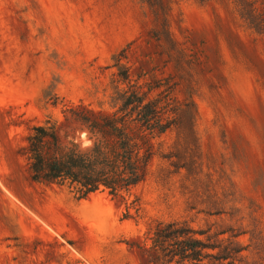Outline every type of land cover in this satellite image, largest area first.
<instances>
[{"label":"rangeland","instance_id":"374dc122","mask_svg":"<svg viewBox=\"0 0 264 264\" xmlns=\"http://www.w3.org/2000/svg\"><path fill=\"white\" fill-rule=\"evenodd\" d=\"M163 2L168 62L147 0H0V264H140L126 241L156 220L264 264V0ZM127 67L171 77L180 108L194 103L156 138L146 180L125 201L30 181L29 128L65 103L113 110Z\"/></svg>","mask_w":264,"mask_h":264},{"label":"trees","instance_id":"16d2710c","mask_svg":"<svg viewBox=\"0 0 264 264\" xmlns=\"http://www.w3.org/2000/svg\"><path fill=\"white\" fill-rule=\"evenodd\" d=\"M147 3L159 24L152 37L168 44V62L175 43L170 37L167 5L163 0ZM126 58L127 47L116 60ZM116 75L125 88L113 110L95 109L83 102L65 103L60 117L29 128L18 154L26 160L30 181L67 186L80 197L106 191L125 201L146 180L158 151L156 138L177 126L179 112L191 113L194 103L189 98L180 108L171 77L158 78L154 72L140 69L133 79L129 67ZM135 202H129L127 216L130 207L137 212ZM203 234L183 222L156 220L143 238L133 237L126 244L130 250L136 249L140 264H242L240 247L231 243L219 247L208 238L196 237Z\"/></svg>","mask_w":264,"mask_h":264}]
</instances>
